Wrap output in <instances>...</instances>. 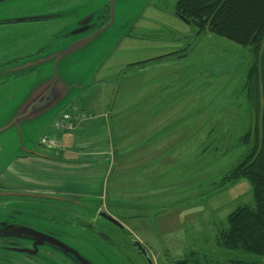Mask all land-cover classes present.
<instances>
[{
  "label": "rangeland",
  "instance_id": "rangeland-1",
  "mask_svg": "<svg viewBox=\"0 0 264 264\" xmlns=\"http://www.w3.org/2000/svg\"><path fill=\"white\" fill-rule=\"evenodd\" d=\"M154 3L156 0L0 2V21L62 15L61 23L70 24L65 30L51 25H0V71L9 69L4 72L6 77H0V129L4 128L1 124L5 121L2 116L5 105L1 103L5 99L12 107L18 106L32 90L49 88L57 77L53 88H66V97L70 100L85 84L89 95L98 100L99 85L94 82L107 76L116 77L119 72L112 69L115 64L148 56L150 53L144 50L152 47L157 54H173L172 58L176 59L166 63L162 71L180 72L175 78L181 83L171 94H163L158 100L179 101L176 104L183 108H174L172 114H188L190 119L187 127L182 121L171 133L185 129L179 141L192 133L194 137L181 151L182 156L173 159L175 164L158 167L164 175L154 179L155 184L151 190L147 189L145 196L148 198L142 205L123 197L118 201L130 206L112 205L106 209L97 204L99 210L114 219L119 217L126 231L148 250L154 264H174L187 258L189 251L199 253L202 258L205 254L215 264H228L232 260L264 264V258L227 251L215 245V237L225 226L228 214L240 206L254 205L247 180H239L225 189H220L219 181L253 147L254 137L258 139V152L264 151V67L258 71L259 84L254 94L253 87L247 83L248 69L254 61L248 48L208 32L198 35L173 14L172 2L160 9L154 8ZM85 20L90 21L91 29L71 35ZM126 37L142 40L133 43ZM150 40L157 44L144 43ZM133 44L138 48L132 49ZM73 45L76 46L62 56V52ZM42 49L45 51L38 53ZM261 50L260 56L264 59V40ZM14 60L18 63L7 64ZM107 60L105 66L101 65ZM262 61L260 58L257 61L259 67ZM128 75L133 74L120 73L121 78ZM138 79L125 80L129 81L130 90ZM122 85L123 82L117 83V86ZM115 88L112 84L108 92L115 96ZM73 90L75 93H71ZM107 97L105 93L104 99ZM64 106L65 102L53 114L48 113L43 123L47 129L35 130L31 137L26 135L23 126L2 132L0 168L22 152L20 146L44 152L46 149L39 146V140L50 130L53 115ZM247 132L251 134V142L248 146L241 145L240 139ZM176 137L172 136L171 140L176 142ZM152 191L156 194L148 195ZM28 201L34 205L26 206L15 199L6 201L0 197V222L19 223L41 235L50 234L93 264H125L99 239L90 237V228L86 225L96 213L95 203ZM129 250L128 247L130 261L142 264Z\"/></svg>",
  "mask_w": 264,
  "mask_h": 264
},
{
  "label": "crops",
  "instance_id": "crops-1",
  "mask_svg": "<svg viewBox=\"0 0 264 264\" xmlns=\"http://www.w3.org/2000/svg\"><path fill=\"white\" fill-rule=\"evenodd\" d=\"M126 38L133 43L142 40ZM146 42L150 46L157 44L155 40L144 41ZM131 47L138 48L135 44ZM144 51L150 54L128 63L115 64L112 69H118L119 74L116 77L107 76L97 83L94 82L95 85H99L97 95L100 99L96 100L93 95H89L86 90L87 84L78 88L81 91L73 100L66 97L67 92L64 88L63 101L56 103L48 112L33 114L18 123L25 127L26 135L31 137L35 130L43 131L46 128L45 124L43 125L46 115L53 114L64 102L65 108L57 115L54 114L53 120L65 112H70L75 117L74 131L58 133L51 128L47 131V134L59 142L57 149L39 152L19 147L22 152L10 158L3 169L0 168V192L14 199L95 203L105 206L106 209L112 205L130 206L118 201L123 197L133 199L142 205V201L148 198L145 196L147 189L151 190L152 184H155L154 179L158 180L159 176L164 175L163 170H159L158 167L168 163L175 164L173 159L182 156L181 151L194 137L192 133L179 141L178 138L185 129L177 130L180 133H171L172 128L182 121H185L187 127L190 119L188 114L183 113L180 116L172 114L174 108L178 110L183 108L176 104L179 101L171 103L158 100L163 94L169 92L171 94L181 83L175 78L181 75L180 72L170 74L168 71H162L166 63L176 58L168 56L170 54H157L154 47ZM158 57L165 58L137 69L125 70L127 65ZM107 62L108 60L101 65L105 66ZM8 70L0 71V77H6L4 72ZM122 72L133 75L121 78ZM136 79L139 81L133 83L130 90L129 81L125 80ZM116 82H123V85L117 86ZM112 84H115L117 90L115 96L114 93L108 92ZM40 91L39 88L32 90L26 99L15 107L5 99L1 103L5 105L2 115L5 121L1 125H8ZM73 92L74 90L71 91ZM105 93H108L106 99ZM80 113L89 114L92 118L79 121L77 118ZM174 135L177 136L176 142L171 140ZM157 157L161 160L153 161ZM155 194V191L148 192V195ZM115 219L120 223L119 217ZM190 253L197 252L189 251L188 254Z\"/></svg>",
  "mask_w": 264,
  "mask_h": 264
},
{
  "label": "trees",
  "instance_id": "trees-1",
  "mask_svg": "<svg viewBox=\"0 0 264 264\" xmlns=\"http://www.w3.org/2000/svg\"><path fill=\"white\" fill-rule=\"evenodd\" d=\"M169 2H172L173 14L195 29L198 35L208 32L248 48L254 61L248 69L247 83L257 94L258 71L264 67V59L260 56L264 40V0H156L153 7L160 9ZM164 58L127 65L125 70L137 69ZM259 58L263 60L260 67L257 62ZM253 140V147L220 178L219 187L225 189L239 180H247L254 205L240 206L228 214L225 226L215 237V245L227 251L264 258V151L261 149L258 152V139L254 137ZM250 142L251 134L247 132L241 137L240 144L248 146ZM174 264L215 263L205 254L202 258L199 253H190L187 258ZM228 264L258 263L232 260Z\"/></svg>",
  "mask_w": 264,
  "mask_h": 264
},
{
  "label": "flooded vegetation",
  "instance_id": "flooded-vegetation-1",
  "mask_svg": "<svg viewBox=\"0 0 264 264\" xmlns=\"http://www.w3.org/2000/svg\"><path fill=\"white\" fill-rule=\"evenodd\" d=\"M61 17L62 15L22 17L18 20H8L11 22L2 25H8L12 27L30 24L39 26L51 25L53 28L57 29H69L70 24H62L60 21ZM52 23H54V25H52ZM91 27L90 21L85 20L81 25H77L75 29L88 30L91 29ZM44 51L45 49H42L38 53H43ZM29 58H32V56L28 57L27 59ZM16 63L18 62L14 60L7 64L9 66H13ZM0 193L2 194L0 197L6 199V201H11V199H14L5 195L3 192ZM15 200L21 203H26V206L34 205L27 199L15 198ZM99 212L102 211L99 210V205L96 204V213L86 225V227L88 226V229L90 228V237L92 239H99L102 244L109 247V249L112 252H115L117 256H120L125 264H134L128 257V247L130 249L129 251L133 252L142 264H146L144 258L133 247L131 243L133 239H131V237L125 233V231L118 230L110 223L98 217L97 214ZM108 215L111 216L110 214ZM15 228L20 232L16 231ZM74 254L81 257V255H79L76 251L60 243L50 234L41 235L32 230L25 229L19 223L17 224L8 221H4L2 223L0 222V264H81L76 261L77 258L74 256ZM12 259H15V261ZM88 262L91 263L90 261Z\"/></svg>",
  "mask_w": 264,
  "mask_h": 264
},
{
  "label": "water",
  "instance_id": "water-1",
  "mask_svg": "<svg viewBox=\"0 0 264 264\" xmlns=\"http://www.w3.org/2000/svg\"><path fill=\"white\" fill-rule=\"evenodd\" d=\"M3 1H7V0H0V2H3ZM10 22L11 21H8V20L0 21V25L10 23ZM85 31H87V30L78 29L74 33H71V35H73V36L79 35V34L84 33ZM74 46H76V45H73L72 47L70 46V48H68L67 51L62 52L63 53V54L61 53L62 56H65L66 54H68ZM58 55H60V54H58ZM57 80L58 79L56 77V81H54L49 86V88L47 87L45 89H41V91L34 97L33 101H31L27 106H25L21 110V112H19V114L16 115L10 121V123L8 125H5V126H3L4 128L0 129V134L2 132L6 131L7 129L13 128L14 126L19 127L20 125H18V123H20L23 119L29 118L33 114H36V113L39 114V113H43L45 111L48 112L56 103H60L61 101H63V99L65 98V94H64L65 91L62 90L61 88L59 90H56L55 88H53V86L56 84ZM52 91L56 92V95H53ZM97 216L102 218L106 222L110 223L111 225H113L118 230H121V231L124 230V227L118 221H116L111 216H109L108 214H106L104 212H99L97 214ZM16 231H19V230L16 229ZM132 245L138 251V253L144 258V261L146 264H154L152 262V260L148 257L145 248L138 241L133 240ZM74 256L77 258L76 261H78V263L91 264L86 259L81 258L76 254H74Z\"/></svg>",
  "mask_w": 264,
  "mask_h": 264
},
{
  "label": "built area",
  "instance_id": "built-area-1",
  "mask_svg": "<svg viewBox=\"0 0 264 264\" xmlns=\"http://www.w3.org/2000/svg\"><path fill=\"white\" fill-rule=\"evenodd\" d=\"M92 118L89 115L81 114L78 116L79 121L87 120ZM74 117L70 113H65L58 119H56L53 124H52V129L55 132H70L73 131L75 126H74ZM40 144L44 147L47 148H54L58 146V141L53 137V136H43L40 139Z\"/></svg>",
  "mask_w": 264,
  "mask_h": 264
}]
</instances>
